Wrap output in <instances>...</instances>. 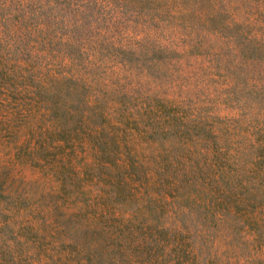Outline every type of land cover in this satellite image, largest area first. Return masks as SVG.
Masks as SVG:
<instances>
[{
	"label": "rangeland",
	"instance_id": "374dc122",
	"mask_svg": "<svg viewBox=\"0 0 264 264\" xmlns=\"http://www.w3.org/2000/svg\"><path fill=\"white\" fill-rule=\"evenodd\" d=\"M0 264H264V0H0Z\"/></svg>",
	"mask_w": 264,
	"mask_h": 264
}]
</instances>
